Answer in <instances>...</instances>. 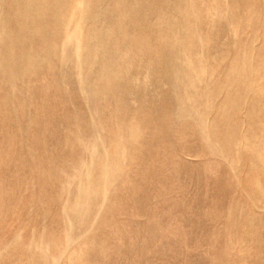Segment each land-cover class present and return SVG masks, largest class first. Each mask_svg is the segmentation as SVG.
Here are the masks:
<instances>
[{
    "label": "rangeland",
    "instance_id": "rangeland-1",
    "mask_svg": "<svg viewBox=\"0 0 264 264\" xmlns=\"http://www.w3.org/2000/svg\"><path fill=\"white\" fill-rule=\"evenodd\" d=\"M0 264H264V0H0Z\"/></svg>",
    "mask_w": 264,
    "mask_h": 264
}]
</instances>
